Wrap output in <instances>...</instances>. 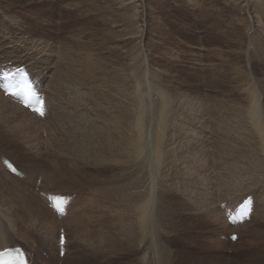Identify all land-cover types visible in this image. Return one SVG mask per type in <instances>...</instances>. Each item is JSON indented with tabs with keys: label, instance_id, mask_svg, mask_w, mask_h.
I'll list each match as a JSON object with an SVG mask.
<instances>
[{
	"label": "rangeland",
	"instance_id": "obj_1",
	"mask_svg": "<svg viewBox=\"0 0 264 264\" xmlns=\"http://www.w3.org/2000/svg\"><path fill=\"white\" fill-rule=\"evenodd\" d=\"M120 1L0 0V66L10 61L28 66L30 70L29 63H37L40 66L37 68L43 69L46 75L42 79L44 89H38L45 95L49 109L46 118L27 117L23 113L16 119H10L0 113V176L4 177V172L10 174L3 168L1 157L15 155L19 161L33 167L28 169L34 171V179L41 175L34 186L33 180L22 182L15 177L7 186L22 194L19 204L24 206L22 211L26 214L22 228L17 215L10 214L12 222L5 216L4 211L10 208L2 199L9 200L16 195L4 190L0 184V220L3 218L1 221H4L3 224L0 222V233H22L33 249L34 261L35 257L39 259L37 264H65L69 254V264H139L147 260L144 257L147 251L140 256L138 250L140 228L135 225L136 230L133 227L131 231L125 222L132 204L120 203L107 193L103 194L105 183L96 180L91 185L75 187L72 192H58L74 197L69 215L58 219L48 209L45 193L57 192L60 187L46 181L45 171L55 164L51 148L66 149V153L67 150H90L100 136L101 141L97 144L102 150H117V142L110 132L106 134L104 131L108 130L107 125L97 123L98 113L101 107L117 108L116 102L131 109L135 102V97L130 94L134 88L131 84L136 76H143L141 71L150 69L152 81L160 84L166 106L162 124H165L166 137L163 146L167 144V148L157 166L151 168L159 188L147 234L155 236L156 246L160 245V248L162 243L158 235L164 234V245L172 253L181 245L182 249L188 245L187 251L191 254L194 251H199L201 256L206 252L213 253L214 264H261L264 190L258 191L263 197L262 208H257L254 218L246 224L250 225L248 231L252 228V233L245 230L247 234L244 232L243 235L239 230L240 244L231 241L226 234L229 231L223 215L226 209L220 205L225 198H222V193L229 190L228 181L236 179L233 183L249 186L256 177L264 175L263 168L250 170L242 167L244 163L240 161L243 155H250L251 160L260 157L254 138L251 147L243 141L246 136L251 139V129L246 121L249 97L244 87L252 83L261 102H264V23L261 28L255 25L239 7L238 0H145V26L139 27L136 20L121 14L126 10L119 9ZM251 35H255L254 43ZM256 43L259 47L253 51ZM50 82L54 86L53 92L46 91ZM127 109L123 110L126 117ZM89 118H93L94 123ZM66 131L72 132L68 134ZM27 138H31V143ZM62 139L69 142L64 145L66 148L62 146ZM103 155V152L97 154L98 157ZM95 158L90 157L86 162L92 166L90 169L96 177L102 178L106 174L105 168L110 169L111 165H96L98 159ZM237 161L241 167L237 166ZM139 168L143 176L150 173V169L143 171ZM35 187H40L43 192ZM259 193L257 195L260 196ZM237 195L242 196V193L237 192ZM234 199L224 202L231 206ZM113 200L114 204L111 203ZM70 213L73 217L68 220ZM79 215L85 218L84 223L77 220ZM45 222L54 224L56 236L59 228L65 227L72 237L63 258L58 256L56 236H50L48 232L53 230H48ZM8 225L11 231L7 229L10 228ZM16 236L19 238L20 235ZM7 241L0 243L5 246L14 242ZM15 241L22 242L20 238ZM252 247L257 250L250 254ZM41 257L47 260L43 261Z\"/></svg>",
	"mask_w": 264,
	"mask_h": 264
},
{
	"label": "bare ground",
	"instance_id": "obj_2",
	"mask_svg": "<svg viewBox=\"0 0 264 264\" xmlns=\"http://www.w3.org/2000/svg\"><path fill=\"white\" fill-rule=\"evenodd\" d=\"M120 2L121 3L119 5V7H120L119 9L122 8V9L126 10V12H124V13L119 11V12H121V14L124 17H125V14H127V18L131 17L133 20H136L137 24L139 25V27L143 26V25L145 26V18H144V15H143V10H145V7H146L145 6V0H121ZM238 4H240L239 7L250 18V20L255 22V25H258L260 28H261V26H263V23H264V15H263L264 14V0H238ZM128 11H131V13H129ZM262 11H263V14H262ZM252 26H254V25H252ZM129 28H131V27H129ZM254 29L255 28H252V30H254ZM143 31H144V29L142 28V32ZM138 33L140 34L139 31H138ZM138 33H137V35H138ZM141 34H143V33H141ZM255 35L253 37L251 35V37L253 38V43L255 41V39H254ZM137 39H139V38H137ZM257 46L258 45L256 43L255 49H253V51L256 50ZM31 47H33V46H31ZM137 51H140V50L137 49ZM125 58H126V56H125ZM132 61H134V60H132ZM143 63L145 64V62H143ZM148 65H150V64H148ZM13 66L20 67L21 64L17 65V64L11 63L9 61V62L5 63L4 65H1L0 66V76H1L3 70H5V71L13 70V68H12ZM37 67H40L37 63L36 64L29 63V69H30L29 71L32 72L31 73L32 74L31 77L33 78L35 84L37 85V87L39 89H44V87H43L44 83H43L42 79L46 78V75L44 74L43 69L37 68ZM6 68H8V69H6ZM131 69H132V67L130 68V70ZM138 70H140V68ZM134 71H136V70H134ZM152 71H153V69H152ZM141 72H143V76H141V74L139 76H136L135 79H134V82H132V84H131L134 88H133V90L131 91L130 94L133 97H135V102L133 103L132 108L130 107L131 109H127L125 105H123V104H121L119 102L117 103L116 100H118V99H116V100L114 99L116 104H117V108L113 107L112 110H111L110 107H104L103 108V107L100 106L101 107L100 111H99V109H97L99 111V113H98L99 116H97V123L100 122L102 125H103V123H104V125L105 124L107 125L108 130L104 129V131L106 132V134H108L110 132V134H111L112 138L114 139L115 143L117 142V146H118V147L116 146L117 150H102V147L97 144L98 142L101 141V137L99 136L97 138L98 142L96 144H92L91 143L92 144L91 149L94 148L95 150H91L90 148H89L90 150H86V149L85 150H67V153H66V149L65 150H60V148H57L58 146H61V143H57L56 140L54 139L56 144L57 145L59 144V145L57 146L55 144L57 146L56 147L57 150L56 149L53 150L52 148L50 149V152L55 155V159L56 160H54V162H55L54 166H52L49 169V171H45V173L47 175L46 181L48 183H50L52 186H59L60 190H56L57 192H54V193H58V192H68V191L72 192L71 190H73L75 187H81V186L85 187L86 185H91V182H96V180H97L98 182H102V183L104 182L105 183V187H104L105 191L103 193V191L101 190V193H103V194L107 193L108 195L112 196L114 200H116V201H118L120 203L132 204L131 207H130L129 213L125 216V222L130 226L131 231H133V227L136 230V226H138L140 228V230H141V235H139L140 238H139V241H138V242H141V243L139 245L140 247L139 248L137 247L138 250H139L140 256H142L141 253H143L144 251H147V254H145V256H144L147 260L145 262L141 261L139 264H214L215 255L213 253L206 252L203 256H201V253L199 251H196V252L194 251L191 254L190 251H187L189 249L188 245H184V249H182L183 245H181L180 249H178L177 251L172 253V251H170L166 247V245H164V242H163L165 240L164 236H163L164 234L163 235L162 234L158 235V237H159V239H160V241L162 243V247L161 248L159 247L160 245L158 246L159 248L156 246L155 236L153 234H147L148 231H149L148 230V226H149V224H151V219H152V217H151L152 216L151 215L152 212L151 211H152L153 208H155L154 199H155V196H156V192H158V188H159L158 187V183H156L155 178H153V175L151 173V168L153 166H157L158 160L162 157L163 151L166 150V148H167V144H165V147L163 146V141H164V139L166 137H165V124H162V121L165 120V113H166L165 112V107L166 106L164 104L163 95H162L161 90H160V88L158 86L160 84L157 85L156 83H154V81H152V79H153L152 77L153 76L151 74L152 73L151 70L148 69L147 72H145V70L141 71ZM118 73H120V72H118ZM123 74H124V72H123ZM128 74H130V73H128ZM155 79H157V78H154V80ZM118 88H119V86H118ZM52 89H54V86H53L52 82H50L47 85L46 91L49 92L51 90L53 92ZM0 90H3V89L0 87ZM108 90H109V88H108ZM244 90H247V95L249 97V104L246 105V107L248 108L249 114L246 117V121H247V126L250 127V129H251V132H249V133H251V137H250L251 139H249V136H246L243 141H245L248 144V147H251V145H252L251 143L253 142L252 140L254 138L256 140V143H257V147L256 148L258 150H260L259 151L260 152L259 153L260 157L258 159L255 158V159L251 160L250 155L249 156L248 155H243L242 158H240V161H243L244 164H241L240 161H237L238 162L237 166L241 167L240 166V164H241L242 167H247L250 170L255 169L257 167L264 169V102H261V99L259 98L258 93H257V91H256V89H255V87H254V85L252 83H250V85L248 87H244ZM1 92H0V113H3L4 115L9 117L10 119L11 118L12 119H16L19 116H21L23 113L25 115H27V117L29 115H31V116H34L36 118H41V116H39L36 112L35 113H31V111L29 109H27L25 106H23L18 99L14 98V97H12L10 95L8 97H6V90H3ZM260 92H261V90H260ZM85 93H86V96H87V91ZM65 94H67V93H65ZM152 98H155L156 100L153 101ZM91 101H92V99H91ZM106 101H107V99H106ZM104 103H105V101H104ZM72 104H71V106H72ZM111 107H112V105H111ZM97 108H98V105H97ZM45 109H46V113H45L44 117L46 118L47 117V112L49 111L47 100H46V103H45ZM88 109H89V107H88ZM124 109H127V117L124 115V111H123ZM73 110H75V109H73ZM91 110L93 111L92 108H91ZM190 110H192V108ZM109 111H111V112L110 113H106V112H109ZM75 114H77V113H75ZM78 116H79V114H78ZM71 117L73 118V116H71ZM86 117H88V116H86ZM95 117H96V114H95ZM190 117H192V116H190ZM108 119L110 120V124H108L109 123ZM72 120H74V119H72ZM82 120L84 121L83 118H82ZM90 120L93 121L94 119L92 118ZM10 121H12V120H10ZM20 122H24V120H21ZM30 123H32V122H30ZM80 123H82V122H80ZM93 123H94V121H93ZM145 123H146V127H145ZM36 126H38V125H36ZM12 127H13V124H12ZM45 127H48V126H44L43 128H45ZM86 127L89 130V126L87 125ZM64 128H65V126H64ZM60 129H63V128L60 127ZM68 129H69V127H68ZM83 129L85 130V128H83ZM16 130H18V129H16ZM44 131H45V129H44ZM71 132H69V133H71ZM47 134H48V132H47ZM61 134H63V130H62ZM60 135L57 136V138L60 137ZM82 137L84 138V136H82ZM25 138H26V136H25ZM28 138H29V136H28ZM28 138H27V140H28ZM62 138H64V135L62 136ZM65 138H68V137H65ZM88 138L89 137H87V139ZM29 140L31 141V138ZM64 140L62 139V143H64L62 146H64L66 143H69V142H66V143L63 142ZM67 140H69V138ZM51 141L52 140H50V144H51ZM47 143H48V140H47ZM45 144H46V141H45ZM170 145H172V144H170ZM64 148H66V147L64 146ZM8 151H10V150H8ZM99 152H103L104 155L106 154L107 156L104 157V155H103V156L98 157L97 154ZM90 157H92V158L96 157L95 159H98L96 165H100L101 166V164L103 165V164H107V163H108V165H111L110 169L105 168L104 172H106V174L102 178H100L99 176L96 177V175H95L96 173L93 172L92 169H90V167H92V166H89L87 164L86 161L88 159H90ZM9 159H11L18 167H20L21 169H23V171L25 173H27V179H29L31 181L33 180V186H34L36 184V182H37L38 177L41 176V175H38L34 179V177H35L34 176V171H30L28 169V168L33 169V167H30L29 164L27 165L26 162L19 161V159L16 157V155L15 156H11V158H9ZM135 167H138V168L134 169ZM139 167H141V169H143V171H145L146 169H150V173L143 176L141 174V171H138V169H140ZM233 170H236L235 167H234ZM24 172H23V174H24ZM225 172H226V170H225ZM132 173H134L135 175H131ZM93 176H95L96 178H93ZM13 177L14 176H11L10 174H7V172H4V177L0 176V184H2L4 190L10 191V193H12L13 195H16V196H12L9 200L2 199V201L4 202V205H6V206H8L10 208L8 211H4L6 213L5 216L7 218H10V220H11L10 222H12L10 214L11 215H17V222L19 223L20 228H22L23 221L25 220L24 219V215H26L24 213V211H22V209H24L23 208L24 206L19 204V202H21V197L20 196H22V194L20 193V191L17 192L16 190H13L12 188H7V186L9 185V181H13V180H10V179H14ZM20 181H22V180H20ZM46 181H45V185L47 183ZM235 181H236V179L227 182L226 185H228V189L229 190H227V191L222 193V198L225 196L226 200H225V198H223L224 200H221V205H222V203L225 204L224 201H228L229 202L231 199L236 198L233 201L234 203H232V205H231L232 206V210H234L236 205L239 202H241L246 196H248L250 194H254L255 195V206H254V212L251 215V220H252L254 218V215L257 212V208H259V207L262 208L261 202L263 200V197H262V195L259 192H260L261 188L264 190V175L260 176L259 178L256 177V179L253 182H251L250 183L251 185H249V186L238 185V182L236 184L233 183ZM43 184H44V180H43ZM152 184H153V186H152ZM153 190H155V191H153ZM263 190H262V192H263ZM237 192L238 193L241 192L242 196H240L241 194L237 195ZM257 192L260 194L261 197L259 195H257L258 194ZM103 194H102V197H103ZM228 194H230V196H227ZM24 197H25V200H26V195ZM108 199H109V197L106 200H108ZM114 200L111 203H113ZM24 204L26 206V203H24ZM115 205H117V204H115ZM112 206L114 207V205H112ZM118 206H119V204H118ZM120 207H121V204H120ZM262 213H263V215H262L261 219H264V212L262 211ZM223 215L225 216V213ZM72 217L73 216L70 213V216L68 217V220H70ZM84 219L85 218L83 217V215H79L78 218H77V220L81 221L82 223L85 222ZM225 219H226V216H225ZM1 220H0V222H1V224H3L2 222H4V221H1ZM250 221H245L237 229L236 227H232L227 222V219H226V223H227L228 228H229V231L226 234H231L233 232H239V230L242 231V234L244 232L246 233V231L248 233H252V228H250V232L248 231V228H249L250 225L246 226V224L248 222H250ZM15 224H16V222L14 224H12L11 227L13 225L15 226ZM44 224L45 225L48 224L49 227L46 226V227H48V230H50V229L53 230V232L52 231L48 232L50 234V236H56V231H55L56 229H55L54 224L47 223V222H45ZM8 226L10 227V225H8ZM11 227L10 228L6 227V228L9 229V231H11ZM82 227L83 226L80 225V229H82ZM255 229H258V228H255ZM259 229L261 230V228H259ZM70 230L75 232L74 231L75 229L73 230V228H70ZM136 233H138V232L136 231ZM16 235H20L19 238H20V240H22L21 244L23 243L22 245L25 248L28 247V250L33 252L32 251L33 249L31 250V247L26 243L25 236L22 233H18V234H14L13 233V234H11L10 232L0 233V242L4 243V241H7L6 239H8V241H10V240L14 241V242L11 241V243H13V244H11V245L8 244V245H5V246L3 245V243H0V252L4 251L3 249H6V248H15L17 246H21V244L18 243L20 241H18V242L15 241L16 239H19V238H17ZM73 235H74V233H73ZM136 235H138V234H136ZM239 235H240V232H239ZM138 237L136 236L137 239H138ZM68 238H69L68 239V247L70 248L71 241H72L71 240L72 237H70V234H69ZM261 241H263V240H261ZM236 242L240 244V237H239V239ZM255 243H256V241H255ZM259 243H258V246L260 247L261 244H259ZM42 244L44 245L45 242L42 243ZM136 246H137V244H136ZM258 246H256V247H258ZM259 247H258V251H259ZM261 248L262 247H260V249ZM255 250H257V249H255V247H252L251 249H249V253L251 254ZM262 250H263V251H261V256L262 257L260 258V261H262L261 264H264V246H263ZM133 251H134V254L137 256L136 249H134ZM173 258H174V260H173ZM40 259H43V261L47 260V259L42 258V257ZM37 260L39 262V259L37 257H35L34 264H37ZM65 260H66L65 264H69L71 262V255L69 254V256L65 258ZM40 262H42V261L40 260ZM44 264H46V263L44 262ZM240 264H242V262H240Z\"/></svg>",
	"mask_w": 264,
	"mask_h": 264
},
{
	"label": "snow or ice",
	"instance_id": "obj_3",
	"mask_svg": "<svg viewBox=\"0 0 264 264\" xmlns=\"http://www.w3.org/2000/svg\"><path fill=\"white\" fill-rule=\"evenodd\" d=\"M37 103L43 105V101L42 100H37ZM38 111L40 112L41 115L44 114L43 107H41L40 109H38ZM13 171H15V169H13ZM0 255H3V253L0 252ZM20 264H28L27 258L26 257L25 258H21Z\"/></svg>",
	"mask_w": 264,
	"mask_h": 264
}]
</instances>
